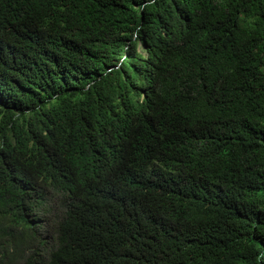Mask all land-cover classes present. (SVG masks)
Instances as JSON below:
<instances>
[{"label":"trees","instance_id":"1","mask_svg":"<svg viewBox=\"0 0 264 264\" xmlns=\"http://www.w3.org/2000/svg\"><path fill=\"white\" fill-rule=\"evenodd\" d=\"M0 264H264V0H0Z\"/></svg>","mask_w":264,"mask_h":264}]
</instances>
